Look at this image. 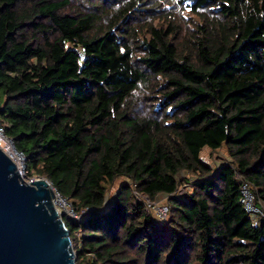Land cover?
<instances>
[{"label":"trees","instance_id":"1","mask_svg":"<svg viewBox=\"0 0 264 264\" xmlns=\"http://www.w3.org/2000/svg\"><path fill=\"white\" fill-rule=\"evenodd\" d=\"M0 123L87 210L63 217L77 264H264L236 178L264 206V0H0Z\"/></svg>","mask_w":264,"mask_h":264},{"label":"water","instance_id":"2","mask_svg":"<svg viewBox=\"0 0 264 264\" xmlns=\"http://www.w3.org/2000/svg\"><path fill=\"white\" fill-rule=\"evenodd\" d=\"M0 141V264H77L72 239L45 178L31 183Z\"/></svg>","mask_w":264,"mask_h":264},{"label":"built area","instance_id":"3","mask_svg":"<svg viewBox=\"0 0 264 264\" xmlns=\"http://www.w3.org/2000/svg\"><path fill=\"white\" fill-rule=\"evenodd\" d=\"M0 141L6 146L5 150L9 151L8 156H12V153L14 154V152H15L14 151L15 147L13 145L12 140L9 139L5 135L4 129H3V126L1 123H0ZM14 157H15V155H14ZM22 157H24V156L22 155ZM14 160L16 161V164H17V167H18V170L20 173L19 176L27 183L33 182L32 179L25 177V175L23 174L22 171H23L24 166H20L21 162L19 161V159L17 157H15ZM236 178H237V180L239 182V186H240V194H241L240 202H241L243 209L247 215V218L251 221V223L253 225H259L264 220V206L261 203L257 204L251 183L247 180H244L241 176L238 175V173H236ZM182 191L184 194L185 191L184 190H182ZM134 197L139 203L144 205L145 209L148 212H150L154 216V218L156 219L158 224L161 225V224H165L167 222V220H168V206L166 203L165 204H159L157 202L150 201L145 195L139 194L137 192H134ZM57 198L62 203V204H60V205H62L61 206L62 211H60L59 208L57 209L62 218L64 217L67 220L77 222V221L82 220L83 216L87 213V210H83L80 214H77L71 203L67 202V200L63 199L61 196H58ZM54 200H55V198H54ZM54 206H55V204H54ZM55 207H58V206H55Z\"/></svg>","mask_w":264,"mask_h":264},{"label":"rangeland","instance_id":"4","mask_svg":"<svg viewBox=\"0 0 264 264\" xmlns=\"http://www.w3.org/2000/svg\"><path fill=\"white\" fill-rule=\"evenodd\" d=\"M83 9H86V8L84 7ZM183 16H186V18H188V14L187 13H184ZM158 24L159 23L156 22V25H158ZM14 151H15L14 152L15 157H17L19 159V161L21 162L20 166H24L22 172H23V174L26 177L25 158L22 157V155L20 153H18L16 150H14ZM201 158H202V160L204 162L209 164L213 168V170L214 169L216 170L219 167H221L220 164H225V163L230 162V159L228 157V154H227L225 148H221L220 150L215 151V152H212V151H209V150H205L203 152ZM183 175L186 176L187 174L183 173ZM28 178L32 179V181H35V180L39 179L40 176L33 175V177H28ZM125 182H127V180L124 179V178H118V179H115V180H110L109 178H105L103 181L94 180L93 181V186H95V188H97L99 191H103L106 194V203L108 204V203H110L112 201L113 197L116 195L117 190L119 189V187L122 184H125ZM188 189H189V187L185 188L186 191ZM182 190H184V187H181L179 189L177 195H182L183 194ZM58 196H59V194H57L55 192V197H58ZM155 202H157L159 204H165V202H167V198L165 196H163V195H159L158 199ZM61 206L62 205H59L58 207H56V209L59 208V210L62 211Z\"/></svg>","mask_w":264,"mask_h":264},{"label":"bare ground","instance_id":"5","mask_svg":"<svg viewBox=\"0 0 264 264\" xmlns=\"http://www.w3.org/2000/svg\"><path fill=\"white\" fill-rule=\"evenodd\" d=\"M12 157L15 159L13 153H12ZM54 204H55V206H59V205L62 204V203H61V201H59V199H58L57 197H55Z\"/></svg>","mask_w":264,"mask_h":264},{"label":"crops","instance_id":"6","mask_svg":"<svg viewBox=\"0 0 264 264\" xmlns=\"http://www.w3.org/2000/svg\"><path fill=\"white\" fill-rule=\"evenodd\" d=\"M167 198V197H166ZM166 203V202H165Z\"/></svg>","mask_w":264,"mask_h":264}]
</instances>
